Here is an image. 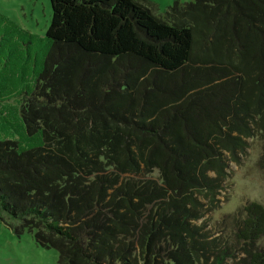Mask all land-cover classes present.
Returning <instances> with one entry per match:
<instances>
[{
  "label": "trees",
  "instance_id": "16d2710c",
  "mask_svg": "<svg viewBox=\"0 0 264 264\" xmlns=\"http://www.w3.org/2000/svg\"><path fill=\"white\" fill-rule=\"evenodd\" d=\"M49 3L0 13V215L57 264H264L263 203L197 224L264 138V0Z\"/></svg>",
  "mask_w": 264,
  "mask_h": 264
},
{
  "label": "rangeland",
  "instance_id": "374dc122",
  "mask_svg": "<svg viewBox=\"0 0 264 264\" xmlns=\"http://www.w3.org/2000/svg\"><path fill=\"white\" fill-rule=\"evenodd\" d=\"M157 16L173 4V0H141ZM188 1V0H187ZM0 13L19 27L43 36L51 19L49 0H0ZM227 176L213 203L201 197L205 216L197 224L205 223L214 236H229L235 229L233 217L249 201L264 204V138L248 139L247 148L237 162H228ZM12 221L0 215V264H57V251L35 241L28 229L17 232ZM263 243V242H262ZM243 254L237 255V258ZM229 262L231 260H228Z\"/></svg>",
  "mask_w": 264,
  "mask_h": 264
}]
</instances>
